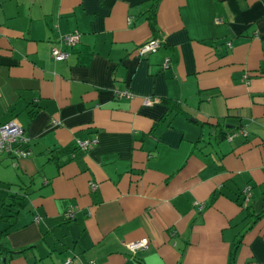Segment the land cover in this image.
<instances>
[{
    "label": "crops",
    "instance_id": "1",
    "mask_svg": "<svg viewBox=\"0 0 264 264\" xmlns=\"http://www.w3.org/2000/svg\"><path fill=\"white\" fill-rule=\"evenodd\" d=\"M151 2L0 0V264H264V0Z\"/></svg>",
    "mask_w": 264,
    "mask_h": 264
},
{
    "label": "built area",
    "instance_id": "2",
    "mask_svg": "<svg viewBox=\"0 0 264 264\" xmlns=\"http://www.w3.org/2000/svg\"><path fill=\"white\" fill-rule=\"evenodd\" d=\"M79 37H80L79 32L73 31L69 34L62 35L60 37V42L65 46H72L79 41ZM159 45H160V40L158 38H151L150 40L139 45L136 51L139 56H143L156 51ZM67 55L68 54L66 51L61 50L59 48L53 47L51 49V56L53 57V59L57 61L66 59ZM168 66H169V59L165 58L163 62V67H168ZM117 95L118 97L129 96V93L127 91H119ZM154 101L155 99L146 98L144 99L143 103L145 105H151ZM237 132L245 135V131L242 128L239 129ZM21 139H22V129L18 125H16L13 122H8L0 125V154L11 153L16 158H24L29 156L31 154V151L27 148H22L20 146ZM95 143H96V139L77 140L76 146L77 148L85 151L90 149ZM250 189L251 188L249 185L245 186V188L243 189L245 201H247L250 198V194H251ZM63 216L64 219H71L73 218V211L67 210ZM35 220L38 221V217H35ZM147 245H148L147 239L142 238L140 240L130 242L126 246L130 252L134 253L138 249L146 248ZM64 264H71V259L70 258L66 259Z\"/></svg>",
    "mask_w": 264,
    "mask_h": 264
},
{
    "label": "trees",
    "instance_id": "3",
    "mask_svg": "<svg viewBox=\"0 0 264 264\" xmlns=\"http://www.w3.org/2000/svg\"><path fill=\"white\" fill-rule=\"evenodd\" d=\"M159 1L160 0H152L151 5H150V7H149V9L147 11L148 12L147 13V19L149 21V24L151 26V29L153 30V36L155 38L157 37V27H156V24H155V13H156V9H157V6H158ZM163 102H165L167 105H169V109L168 110H170V109H177V110H180L181 111V108H180L179 105H177V103H175L173 101L166 100V99H163ZM245 186L243 187V189L245 188ZM243 189H241V192L239 194V195H241V199L240 200L238 199V202H239L240 205H242L243 202L245 201V196H244V193H243ZM248 200L245 201V202H247V205H248ZM262 215H264V212H262L260 214H257L254 217H255V219H258ZM66 220H68V219H66ZM1 236H2V233L0 232V249L4 250L7 253V256H11L13 254H20V253H23L25 250L31 248V247H25V248H21V249H17V250L7 249L1 243ZM233 252H234V250H233Z\"/></svg>",
    "mask_w": 264,
    "mask_h": 264
}]
</instances>
